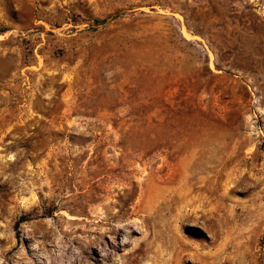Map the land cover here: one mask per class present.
Returning <instances> with one entry per match:
<instances>
[{
  "label": "rangeland",
  "instance_id": "rangeland-1",
  "mask_svg": "<svg viewBox=\"0 0 264 264\" xmlns=\"http://www.w3.org/2000/svg\"><path fill=\"white\" fill-rule=\"evenodd\" d=\"M0 264H264V0H0Z\"/></svg>",
  "mask_w": 264,
  "mask_h": 264
},
{
  "label": "bare ground",
  "instance_id": "bare-ground-1",
  "mask_svg": "<svg viewBox=\"0 0 264 264\" xmlns=\"http://www.w3.org/2000/svg\"><path fill=\"white\" fill-rule=\"evenodd\" d=\"M195 194H196V193H195ZM178 195H179V194H178ZM181 195H182V194H181ZM181 195H180V196H181ZM192 195H193V194H192ZM176 196H177V195H176ZM200 196H202V195H200ZM200 196H199V197H200ZM178 197H179V196H178ZM192 197L194 198V196H192ZM195 197H198V196H195ZM185 198H186V197H185ZM193 198H191V199H193ZM203 198H204V197H203ZM191 199H190V201H191ZM195 199H196V198H194L193 200H195ZM193 200H192V201H193ZM205 200H206V199H205ZM192 201H191V202H192ZM164 202H165V200H164ZM177 202H178V201H177ZM185 202H186V201H185ZM191 202H190V204H191ZM193 202H194V201H193ZM174 203H175V202H174ZM180 203H182V201H181ZM186 203H187V202H186ZM188 203H189V202H188ZM195 203H196V202H195ZM203 203H204V202H203ZM190 204H189V206H190ZM186 205H187V204H186ZM200 205H201V204H200ZM172 206H173V205H172ZM175 208H176V207H175ZM181 209L183 210V208H181ZM181 209H180V210H181ZM184 211H185V210H184ZM187 211H188V210H187ZM187 215H188V214H186V212H181V211H180V213H178V216H177V217H178L179 221L181 222L183 219L185 220V218L187 217ZM188 217H189V216H188ZM171 222H172V221H171ZM181 223H182V222H181ZM179 224H180V223H179ZM173 226H174V225H173ZM175 227L178 229V226L175 225ZM171 228H172V227H171ZM179 228H180V227H179ZM171 232H172V231H171ZM173 232H174V230H173ZM175 236H177V235H175ZM177 237H178V236H177ZM177 237H176V238H177ZM175 241H176V240H175ZM177 241H178V240H177ZM179 243H180V242H179Z\"/></svg>",
  "mask_w": 264,
  "mask_h": 264
},
{
  "label": "trees",
  "instance_id": "trees-1",
  "mask_svg": "<svg viewBox=\"0 0 264 264\" xmlns=\"http://www.w3.org/2000/svg\"><path fill=\"white\" fill-rule=\"evenodd\" d=\"M96 23H100V22H103V20H98V19H96V20H94Z\"/></svg>",
  "mask_w": 264,
  "mask_h": 264
}]
</instances>
